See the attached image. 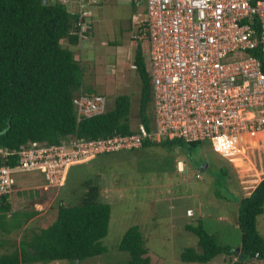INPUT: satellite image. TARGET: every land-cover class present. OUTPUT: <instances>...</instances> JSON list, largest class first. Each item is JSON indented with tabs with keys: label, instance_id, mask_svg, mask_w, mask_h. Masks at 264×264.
Here are the masks:
<instances>
[{
	"label": "trees",
	"instance_id": "16d2710c",
	"mask_svg": "<svg viewBox=\"0 0 264 264\" xmlns=\"http://www.w3.org/2000/svg\"><path fill=\"white\" fill-rule=\"evenodd\" d=\"M103 1L98 5H102ZM129 1L133 10H136L135 1ZM69 8L61 2L53 4L51 0L46 3L44 0H0V148L7 152L4 155L7 159H4L0 151V165H13L17 156L9 152L31 140L49 146L138 135L141 136L140 146L103 150L91 160L72 164L66 181L57 187L65 186L57 193L60 201L54 220L44 228H29L28 232H24V229L17 243L8 236H0V264L47 263L53 260H68L74 264L106 251L101 239L108 231L111 213L108 198H112V194L109 197L104 195L108 189L106 191L102 186L100 175L95 174L90 179L84 177L79 187L72 186L70 192L74 200L69 199L70 192L66 191L69 176H75L80 166L81 171L85 170V165L97 160L99 155L121 152L134 155L139 184L142 185L145 181L149 184L155 177L177 179L178 154L184 156L185 171L189 173L190 163L184 154L190 155V148L198 144L210 146L207 142H187L182 138L171 139L156 133L152 82L141 43L134 44L132 66L141 80L137 128H132L129 122V95H116L113 105L109 107L107 97L96 90V85H86L84 64L87 55L93 54L100 47L93 46V49L88 42L79 40L76 32L77 15L71 13ZM94 18L91 16L87 20ZM92 25L91 37L94 21ZM81 48L87 52L91 50V53L84 52L85 57ZM251 52L258 55L264 65L259 51ZM98 63L103 69V63ZM81 93L102 95L106 110L97 116L79 119L73 100ZM139 126L143 127L145 136L141 135ZM159 148L164 153H159ZM218 156L222 162L215 167L214 176L218 178L210 174L214 181L207 180L208 185L218 181L221 186L229 183V192L237 190L234 195L231 193V198L237 205L235 225L240 233V241L234 246L220 243L219 232L207 233L201 224L197 227L187 225L186 231L197 237L199 250L184 248L178 260L182 264H212L214 261L223 264H253L264 261V236L257 229V216L264 212V176L244 196L231 163ZM202 163L207 164L204 170L200 166ZM209 163L201 160L195 164L199 171L196 172V179H202L199 173L208 170ZM109 191L116 193L112 189ZM143 191L140 187L138 190L132 188L122 191V195H125V202L131 201L133 196L139 197L141 201L146 198ZM36 213L33 209L13 210L9 194H1L0 235H9L20 229ZM193 214L187 218H192ZM197 222L201 223L202 217L198 216ZM118 249L129 254L127 264L152 262L138 226L126 230Z\"/></svg>",
	"mask_w": 264,
	"mask_h": 264
},
{
	"label": "built area",
	"instance_id": "2783aa9c",
	"mask_svg": "<svg viewBox=\"0 0 264 264\" xmlns=\"http://www.w3.org/2000/svg\"><path fill=\"white\" fill-rule=\"evenodd\" d=\"M56 1L77 15L78 38L90 42L94 20L87 18L102 0ZM134 1L136 8H144L133 20L151 77L156 133L207 142L227 160L235 156L234 146L243 134L264 135V65L251 52L258 50L264 62V0ZM73 101L79 119L106 109L100 94L81 93ZM138 130L145 136L142 126ZM140 137L49 146L28 141L9 152L17 156L13 165H0V195L16 189L15 176L21 172L38 171L46 180L44 189L57 188L72 164L103 150L137 148Z\"/></svg>",
	"mask_w": 264,
	"mask_h": 264
},
{
	"label": "rangeland",
	"instance_id": "374dc122",
	"mask_svg": "<svg viewBox=\"0 0 264 264\" xmlns=\"http://www.w3.org/2000/svg\"><path fill=\"white\" fill-rule=\"evenodd\" d=\"M92 11L95 17L94 37L93 43L89 44L91 48L95 46L100 49H97L98 52L95 50L93 54L87 55L88 59L84 64L85 83L91 86L96 85V90L107 97L109 107L113 105L116 95H129L131 99L129 122L132 128H137L141 80L132 67L133 48L134 44H142V42L140 41L138 23L133 20V16L143 14L144 8L139 7L133 10L129 0H104L102 5L92 8ZM86 48L84 47V49ZM81 52L83 54L87 51L81 48ZM87 53H91V50ZM98 54L100 57L97 56ZM98 62L103 63V69ZM261 136L263 141H259ZM243 137H245L244 143L242 142ZM239 139V143L234 146L235 153L233 155L235 156L229 157L231 160L228 161L236 172L242 193L246 196L264 176V146H262L264 135L259 132H255L254 135L245 133ZM211 149L208 144L204 146L198 144L190 148V155L184 154L190 163L189 173L185 171L184 156L178 154L176 162L179 163L177 169L179 178L155 177L150 180L149 184L145 181L142 185L138 180L136 157L129 152L101 154L97 160L85 165L83 172L80 166L75 176H69L66 191L70 192L72 186L75 188L80 183L82 184V178L90 179L95 174H99L102 186L106 191L108 189L104 195L109 197L112 194V198H108L111 205L108 231L101 239L106 251L81 262L76 261L74 264H127L129 254L119 250L118 244L126 230L132 226L139 227L145 240V246L149 249L152 258L151 264H182L178 260V256L184 248L199 250L197 237L186 231L187 225L197 227L201 224L207 233L219 232L220 243L234 246L239 242L240 233L235 225L237 205L231 198V193L233 192L234 195L237 190L229 192L230 189L227 190L229 183L221 186L218 181L208 185V181L212 179L210 174L211 177L217 179L218 176H214L215 167L222 164L219 154H214ZM158 152L164 153L161 148ZM209 156L210 159H208ZM201 160H207L210 163L208 170L199 173L202 176V179L199 180L195 177L199 172H197L195 164ZM15 178L17 186L9 198L13 210L33 209L37 212L28 224L22 225L20 229L9 235H0L8 236L11 241L17 243L24 229V232H28L29 228L39 229L48 226L55 218L60 200L55 189L42 192L40 186L46 180L44 175L38 171L21 172L16 174ZM213 181L214 179H212ZM137 184L139 185L137 186ZM139 187L144 189L143 194L146 195V198L140 201L139 197L133 196L131 201L125 202V195H122V191L132 188L138 190ZM110 189L116 193H112L109 191ZM70 196L69 199L74 200L71 192ZM187 209L194 213L192 218L186 217ZM202 211L206 217L200 216ZM198 216L202 217L201 223L197 222ZM217 216L224 217L226 220H218ZM257 229L264 236V212L257 216ZM23 264L73 263L68 260H53L47 263ZM212 264L223 263L214 261ZM253 264H264V261L260 260Z\"/></svg>",
	"mask_w": 264,
	"mask_h": 264
},
{
	"label": "crops",
	"instance_id": "0c3cea01",
	"mask_svg": "<svg viewBox=\"0 0 264 264\" xmlns=\"http://www.w3.org/2000/svg\"><path fill=\"white\" fill-rule=\"evenodd\" d=\"M93 37H94V35H92V37H91V40H92V41H93ZM44 184H45V181H44L43 185H41L40 187H43ZM64 187H65V186H63V187H61V188H59V189H58V188H54V187H49L48 189H52V190L55 189V191L57 190V191H56V194H57V193L59 192V190H63ZM254 187H255V186H254ZM254 187H253V188H254ZM253 188H252V189H253ZM48 189H44V188H42V192H43V191H46V190H48ZM49 206H50V204H49ZM187 210H189V209H187ZM187 210H186V211H187ZM185 214H186V213H185ZM38 215H40V214H38ZM200 216L206 217V214H204L203 211H202ZM186 217H189V216H187V214H186ZM217 218H218V220H221V221L226 220V218L221 217V216H217Z\"/></svg>",
	"mask_w": 264,
	"mask_h": 264
},
{
	"label": "clouds",
	"instance_id": "9594fccd",
	"mask_svg": "<svg viewBox=\"0 0 264 264\" xmlns=\"http://www.w3.org/2000/svg\"><path fill=\"white\" fill-rule=\"evenodd\" d=\"M56 2H59V1H56ZM88 43H91V39H90V42H88ZM105 110H106V109H105ZM105 110H104V111H105ZM104 111H103V112H104ZM103 112H101V113H99V114H102ZM99 114H96V115H94V116H97V115H99ZM91 117H93V116H91ZM89 118H90V117H89ZM180 170H181V168H180ZM16 186H17V180H16V183H15V188H16ZM42 188H43V187H42ZM47 189H48V188H47ZM10 195H11V194H9V198H10ZM186 214H187V213H186ZM187 216H188V215H187Z\"/></svg>",
	"mask_w": 264,
	"mask_h": 264
},
{
	"label": "water",
	"instance_id": "95a60500",
	"mask_svg": "<svg viewBox=\"0 0 264 264\" xmlns=\"http://www.w3.org/2000/svg\"><path fill=\"white\" fill-rule=\"evenodd\" d=\"M46 2H47V0H44V3H46ZM51 3L55 4L56 3V0H51ZM206 166H207V164H203L202 165V170H204L206 168Z\"/></svg>",
	"mask_w": 264,
	"mask_h": 264
},
{
	"label": "bare ground",
	"instance_id": "6f19581e",
	"mask_svg": "<svg viewBox=\"0 0 264 264\" xmlns=\"http://www.w3.org/2000/svg\"><path fill=\"white\" fill-rule=\"evenodd\" d=\"M250 135H254V134H250ZM244 138H245V137H243V139H242V142H243V143H244ZM254 145H255V144H254ZM262 146H264V144H262Z\"/></svg>",
	"mask_w": 264,
	"mask_h": 264
}]
</instances>
